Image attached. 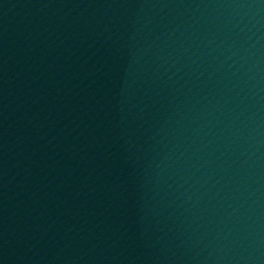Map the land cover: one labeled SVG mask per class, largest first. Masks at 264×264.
<instances>
[{"label":"water","instance_id":"water-1","mask_svg":"<svg viewBox=\"0 0 264 264\" xmlns=\"http://www.w3.org/2000/svg\"><path fill=\"white\" fill-rule=\"evenodd\" d=\"M0 264H264V0H0Z\"/></svg>","mask_w":264,"mask_h":264}]
</instances>
